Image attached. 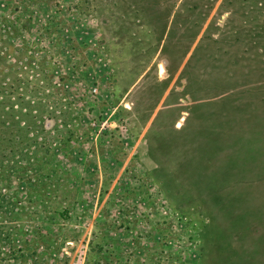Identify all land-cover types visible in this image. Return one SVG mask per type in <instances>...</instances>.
<instances>
[{"label":"rangeland","instance_id":"374dc122","mask_svg":"<svg viewBox=\"0 0 264 264\" xmlns=\"http://www.w3.org/2000/svg\"><path fill=\"white\" fill-rule=\"evenodd\" d=\"M0 264H264V0H0Z\"/></svg>","mask_w":264,"mask_h":264},{"label":"built area","instance_id":"2783aa9c","mask_svg":"<svg viewBox=\"0 0 264 264\" xmlns=\"http://www.w3.org/2000/svg\"><path fill=\"white\" fill-rule=\"evenodd\" d=\"M98 91H99V88H98L97 85H93V86L91 87V92H92L93 94L98 95V93H99ZM92 124H95V122L93 121Z\"/></svg>","mask_w":264,"mask_h":264},{"label":"crops","instance_id":"0c3cea01","mask_svg":"<svg viewBox=\"0 0 264 264\" xmlns=\"http://www.w3.org/2000/svg\"><path fill=\"white\" fill-rule=\"evenodd\" d=\"M90 169H94L95 171H97V170H101V166L98 164V165H96V164H94V165H92L91 167H90ZM112 204V203H111Z\"/></svg>","mask_w":264,"mask_h":264},{"label":"bare ground","instance_id":"6f19581e","mask_svg":"<svg viewBox=\"0 0 264 264\" xmlns=\"http://www.w3.org/2000/svg\"><path fill=\"white\" fill-rule=\"evenodd\" d=\"M160 66H162V65L160 64ZM160 66H159V67H160ZM161 71H162V70H161Z\"/></svg>","mask_w":264,"mask_h":264}]
</instances>
